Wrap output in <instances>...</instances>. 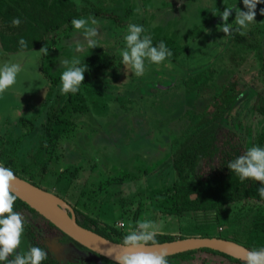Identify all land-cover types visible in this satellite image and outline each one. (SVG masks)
Masks as SVG:
<instances>
[{
	"label": "rangeland",
	"instance_id": "1",
	"mask_svg": "<svg viewBox=\"0 0 264 264\" xmlns=\"http://www.w3.org/2000/svg\"><path fill=\"white\" fill-rule=\"evenodd\" d=\"M74 1L79 10L97 8L120 17L122 24L111 16L82 15L97 21L98 37L96 48L84 44L80 52L75 41L83 37L73 25L50 35L43 46L47 56L39 52L43 47L14 53L0 49V66L21 64L16 83L0 94V162L61 199L70 217L87 223L84 217L89 216L96 220L91 226L113 235L116 230L125 236L142 220L155 222L157 234L177 238L202 233L229 237L250 223L256 208L247 204L233 205L219 221L204 213L179 217L171 148L191 126L188 111L201 113L215 87L233 76L244 95L227 111L220 142L232 138L247 148L264 147V117L254 110L257 98L264 96V2L257 5L256 21L241 30L244 42L235 40L239 32L225 37L219 31L225 7L246 11L243 0ZM234 20L235 11L228 23ZM129 24L142 25V35L151 36L154 46L163 41L173 53L159 65L146 62L141 77L122 65ZM99 51L112 55L108 68L82 84L72 99L71 93L62 94L60 61L81 62ZM44 227V243L60 264L79 256L80 250L74 252L78 246L67 248L66 240L50 237ZM29 247L23 232L17 251ZM205 264L222 263L210 257Z\"/></svg>",
	"mask_w": 264,
	"mask_h": 264
},
{
	"label": "trees",
	"instance_id": "2",
	"mask_svg": "<svg viewBox=\"0 0 264 264\" xmlns=\"http://www.w3.org/2000/svg\"><path fill=\"white\" fill-rule=\"evenodd\" d=\"M89 12L107 18L111 16L114 22H122L120 17L113 16L112 13L106 15L97 8L79 10L74 0H0V49L6 53H14L42 48L50 35L72 28L73 19L80 18ZM13 18L21 20L19 26L12 25ZM21 39L26 41L27 48L21 47L19 43ZM235 40L245 42V35L238 34L235 36ZM112 59V55L104 51L86 55L81 63H85L89 70L85 72L83 83L100 77ZM209 72L211 71H207V73ZM47 76L49 75L47 74ZM243 95V85L240 84L238 76H233L229 82L215 87L211 100L201 113L194 114L188 111L191 126L181 138L175 141L171 148L172 167L176 173L172 190L175 213L179 217L204 213L214 215L215 220L219 221L229 213V209L233 205L247 204L251 208H256L250 223L235 230L229 237H216L237 242L250 250H258L264 248V199L257 193V189L261 185L254 180L241 181L227 167L229 161L242 155L248 148L232 138L220 142V136L223 135L222 121L227 111ZM69 98L72 99V94ZM254 110L264 117V96L257 98ZM0 164L10 168L18 177L38 187L37 183L18 173L10 164L2 162ZM13 211L24 217V232L30 246H38L47 251V259L42 264H60L53 251L40 239L41 233H43L42 226L47 227L50 231V237L52 235L62 236L69 242L85 249L64 235L19 198L14 203ZM75 219L82 227L113 242L123 243L124 235L121 232L113 229V235L94 228L89 223L93 224L96 220L89 216L84 217L88 221L87 223L77 216ZM189 237L212 238L214 236L210 233H202L177 238L174 235L159 233L155 240L157 243H164ZM86 251L90 255V251L87 249ZM209 256L220 259L222 264H245V261L241 259L210 249L177 254L167 257V260L168 264H190L198 261L205 264L208 262ZM96 257L97 259H93L91 264H117L102 256Z\"/></svg>",
	"mask_w": 264,
	"mask_h": 264
},
{
	"label": "clouds",
	"instance_id": "3",
	"mask_svg": "<svg viewBox=\"0 0 264 264\" xmlns=\"http://www.w3.org/2000/svg\"><path fill=\"white\" fill-rule=\"evenodd\" d=\"M264 0H243L246 11L240 8L225 7L221 13L223 24L219 26V31L226 36L233 32L243 35L242 29H246L249 24L256 21L257 5ZM235 11V20L229 24L228 20L232 12ZM264 15V9L260 10ZM13 26H19L21 20L13 18ZM73 27L78 30L80 37L75 41V50L80 52L83 45L91 49L97 47L98 30L93 27L97 21L94 18H76L72 20ZM235 25V27H233ZM82 30V31H81ZM145 29L142 25L129 24L128 32L124 36L126 47L120 50L122 65L127 72L141 77L146 70V62L159 65L173 53L168 49L163 41L154 46L149 35H142ZM22 48H27L24 39L19 41ZM45 56L48 55L47 46L39 51ZM60 66L64 69L61 74V93L76 94L80 86L84 84L85 72L88 66L81 63L79 59H64L60 61ZM21 72V64L5 62L0 66V94L16 83L17 76ZM126 82V81H125ZM227 167L235 173L241 181L254 180L261 185L257 189L259 196L264 199V147L252 146L242 155L228 162ZM16 176L10 168L0 165V261L6 264H42L47 259L48 253L38 246H30L27 251L18 252L21 238L24 232V217L13 211L17 195L13 189ZM159 231L157 224L151 220L138 221L135 229L128 232L121 245V253L115 256L117 264H168L167 253L154 252L151 248L157 245L155 237ZM12 256V259L9 257ZM245 264H264V248L254 249L246 254Z\"/></svg>",
	"mask_w": 264,
	"mask_h": 264
},
{
	"label": "water",
	"instance_id": "4",
	"mask_svg": "<svg viewBox=\"0 0 264 264\" xmlns=\"http://www.w3.org/2000/svg\"><path fill=\"white\" fill-rule=\"evenodd\" d=\"M15 176L17 179L13 184V189L17 198L49 221L64 235L90 251V255L82 258V261H92L93 259H97L96 256H102L114 263H117L115 256L121 253L122 243L113 242L89 229L82 227L76 222L74 216L63 217L57 214L55 211L46 207L41 200L40 193H45L47 191L34 186L17 175ZM201 249H210L243 261H245L246 254L252 251L242 244L218 237H189L176 239L170 242L157 243V245L150 250L154 252H165L167 253V257H171L177 254Z\"/></svg>",
	"mask_w": 264,
	"mask_h": 264
},
{
	"label": "bare ground",
	"instance_id": "5",
	"mask_svg": "<svg viewBox=\"0 0 264 264\" xmlns=\"http://www.w3.org/2000/svg\"><path fill=\"white\" fill-rule=\"evenodd\" d=\"M41 200L43 204L50 208L51 210L55 211L57 214L63 217H69L68 215V206L59 198L54 197L50 193H40Z\"/></svg>",
	"mask_w": 264,
	"mask_h": 264
},
{
	"label": "flooded vegetation",
	"instance_id": "6",
	"mask_svg": "<svg viewBox=\"0 0 264 264\" xmlns=\"http://www.w3.org/2000/svg\"><path fill=\"white\" fill-rule=\"evenodd\" d=\"M42 236V235H41ZM40 236V239H41V241L44 243V240L43 239H46V238H43V236L41 237ZM54 238H61V239H64V240H66L65 238H63L62 236H54ZM28 239V238H27ZM68 243L67 244H65V246L68 248V247H71V244H73L72 242H69L68 240H66ZM77 246V245H76ZM50 248V247H49ZM75 249H74V252L76 253V252H78L79 250H80V253L78 254L79 256L76 258V259H74L73 261H71V262H69L70 264L71 263H73V262H78V261H81L82 260V258H85V257H87L88 255H89V253L86 251H84V250H86V249H84L83 250V248L81 249L80 247H77V248H79V249H77L76 247H74ZM52 251H53V249L52 248H50ZM54 253V252H53Z\"/></svg>",
	"mask_w": 264,
	"mask_h": 264
},
{
	"label": "built area",
	"instance_id": "7",
	"mask_svg": "<svg viewBox=\"0 0 264 264\" xmlns=\"http://www.w3.org/2000/svg\"><path fill=\"white\" fill-rule=\"evenodd\" d=\"M118 226H120L122 228V227H124V223H118Z\"/></svg>",
	"mask_w": 264,
	"mask_h": 264
}]
</instances>
